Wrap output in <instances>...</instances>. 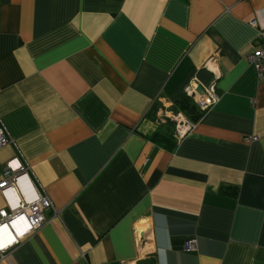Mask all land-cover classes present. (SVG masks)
Returning <instances> with one entry per match:
<instances>
[{"label": "crops", "instance_id": "obj_1", "mask_svg": "<svg viewBox=\"0 0 264 264\" xmlns=\"http://www.w3.org/2000/svg\"><path fill=\"white\" fill-rule=\"evenodd\" d=\"M260 29L264 0H0V172L58 211L0 264H264ZM213 81L178 139L161 109Z\"/></svg>", "mask_w": 264, "mask_h": 264}, {"label": "built area", "instance_id": "obj_2", "mask_svg": "<svg viewBox=\"0 0 264 264\" xmlns=\"http://www.w3.org/2000/svg\"><path fill=\"white\" fill-rule=\"evenodd\" d=\"M255 24V20H251ZM257 45L247 53V60L256 68L260 78L264 77V29L259 30ZM217 59L210 64L214 66L216 78L219 76ZM198 85H191L186 93L192 96L201 111L207 110L219 98L215 82L203 87L202 93ZM159 119H170L175 124V133L178 139L183 138L195 126L194 120L188 118L183 111L161 109ZM16 145L14 138L0 116V149L6 145ZM19 156L8 160L0 172V194L4 205L0 206V260L6 257L16 246L34 234L47 222L52 221L58 211L50 198L46 195L33 170L21 152ZM18 160L17 164H13ZM53 214L47 217L46 212ZM7 225V228H4ZM197 239L191 238L185 242L187 250L197 248Z\"/></svg>", "mask_w": 264, "mask_h": 264}, {"label": "trees", "instance_id": "obj_3", "mask_svg": "<svg viewBox=\"0 0 264 264\" xmlns=\"http://www.w3.org/2000/svg\"><path fill=\"white\" fill-rule=\"evenodd\" d=\"M175 107L177 110L183 111L194 121H197L204 113L199 109L194 98L187 93L182 94V96L175 102Z\"/></svg>", "mask_w": 264, "mask_h": 264}, {"label": "water", "instance_id": "obj_4", "mask_svg": "<svg viewBox=\"0 0 264 264\" xmlns=\"http://www.w3.org/2000/svg\"><path fill=\"white\" fill-rule=\"evenodd\" d=\"M198 91H199L200 93H202L203 88L200 86V87L198 88Z\"/></svg>", "mask_w": 264, "mask_h": 264}, {"label": "snow or ice", "instance_id": "obj_5", "mask_svg": "<svg viewBox=\"0 0 264 264\" xmlns=\"http://www.w3.org/2000/svg\"><path fill=\"white\" fill-rule=\"evenodd\" d=\"M4 228H7V225H4ZM0 247H3V245H2V244H0Z\"/></svg>", "mask_w": 264, "mask_h": 264}, {"label": "rangeland", "instance_id": "obj_6", "mask_svg": "<svg viewBox=\"0 0 264 264\" xmlns=\"http://www.w3.org/2000/svg\"><path fill=\"white\" fill-rule=\"evenodd\" d=\"M0 203L3 204V203H2V198H1V197H0Z\"/></svg>", "mask_w": 264, "mask_h": 264}]
</instances>
